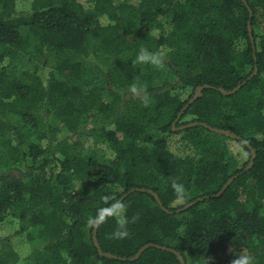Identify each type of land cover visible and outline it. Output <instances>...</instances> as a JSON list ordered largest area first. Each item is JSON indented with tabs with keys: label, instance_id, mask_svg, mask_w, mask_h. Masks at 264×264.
<instances>
[{
	"label": "trees",
	"instance_id": "obj_1",
	"mask_svg": "<svg viewBox=\"0 0 264 264\" xmlns=\"http://www.w3.org/2000/svg\"><path fill=\"white\" fill-rule=\"evenodd\" d=\"M142 48L163 66L136 63ZM104 195L139 219L124 239L101 224L100 248L151 244L138 258L99 253ZM169 248L264 264V0H0V264H180Z\"/></svg>",
	"mask_w": 264,
	"mask_h": 264
},
{
	"label": "clouds",
	"instance_id": "obj_2",
	"mask_svg": "<svg viewBox=\"0 0 264 264\" xmlns=\"http://www.w3.org/2000/svg\"><path fill=\"white\" fill-rule=\"evenodd\" d=\"M166 58V53L162 50L156 52H149L147 49H141L136 57V63L151 64L154 67H162ZM129 93L140 99L142 105L147 107L149 104V94L147 91V85H139L133 83L129 86ZM171 187L176 195L178 203H183L186 197V189L182 183L176 180L172 181ZM104 207L97 210L94 217H89L87 224L90 228H98L101 224H104L108 219L113 218L116 220L117 227L111 233L108 234L109 239H124L128 238L130 233L128 231V224L135 223L139 219V214L132 216L131 220L127 217L128 206L117 199L115 195L102 196ZM231 264H256L255 258L248 254H240L235 256Z\"/></svg>",
	"mask_w": 264,
	"mask_h": 264
},
{
	"label": "water",
	"instance_id": "obj_3",
	"mask_svg": "<svg viewBox=\"0 0 264 264\" xmlns=\"http://www.w3.org/2000/svg\"><path fill=\"white\" fill-rule=\"evenodd\" d=\"M256 72H257V68L255 69V73H256ZM207 87H208V86H207ZM240 87H241V84L238 85V86H236L235 88H233V89H231V90H225V89H223V88H219V90H220L221 92H223L224 94H232V93L236 92ZM201 90H202V87H199L198 90H197V92L194 94V96L188 101V103L186 104L185 108H186L188 105H190L191 103H193L194 100H195L196 98H198V97L201 95ZM180 115H181V112L178 114V116H177V118H176L175 121H177V120L179 119ZM194 124H196V122H194V123L184 124V125H182V126H180V127H178V128H179V129H182V128H186V127H188V126H193ZM174 125H175V122H174ZM174 125H173V126H174ZM212 130L217 131V132H220V133H224V134H227V135H230V136H233V137L236 136L234 133H230V132H228V131H224V130H222V129L212 128ZM254 156H255V155H254V151H253V157H254ZM251 163H252V160H251L250 163L246 166L245 169H248V168L251 166ZM234 177H235V176H234ZM234 177H231V178H230V179L224 184V186H223V188L221 189V191H220L218 194H216V195H219L220 193H222V192L226 189V187L229 185V183L234 179ZM139 190H142V191H143L144 189H139ZM149 192H151V193L154 195V197L156 198L157 202L162 206V203H161V201H160V199H159L157 193L154 192V191H152V190H149ZM197 201H198V199L193 200V201L189 202L188 204H186L185 206H183L182 208L177 209L176 211H177V212L183 211L184 209L189 208L190 206H192V205H193L194 203H196ZM171 212H172V211H171ZM96 232H97V228H94V230H93V239H94L95 245L97 246V249H98L99 253H100L101 255H106V256H108V257H112V258H117V259H121V260H126V259L134 260V259H136V258H138V257L140 256V254L142 253V251H143L145 248H147V247H149V246L151 245V244H147V245L143 246V247L137 252V254L134 255V256H132V257H129V258L118 257L117 255H114V254H112V253H105V252L102 251V249L100 248L99 242H98V240H97V237H96ZM165 248H166V247H165ZM169 249L176 253V255L178 256V258H179V260H180V264H185V260H184L183 256L180 254V252H178V251H176V250H174V249H171V248H169Z\"/></svg>",
	"mask_w": 264,
	"mask_h": 264
},
{
	"label": "rangeland",
	"instance_id": "obj_4",
	"mask_svg": "<svg viewBox=\"0 0 264 264\" xmlns=\"http://www.w3.org/2000/svg\"><path fill=\"white\" fill-rule=\"evenodd\" d=\"M24 63H26V59H25L24 56L20 55V56H17L16 58H14L11 61L10 66L8 68V71H9L10 75L12 77L17 76L18 72H17L16 65L17 64H21L22 65ZM230 145H231L232 152L234 154L237 153V152H241V156H240L241 158L245 159L247 157V153L242 148H240V146H235V145H233L231 143H230ZM29 264H34L33 260H30Z\"/></svg>",
	"mask_w": 264,
	"mask_h": 264
}]
</instances>
